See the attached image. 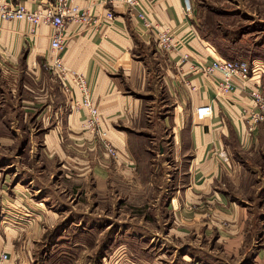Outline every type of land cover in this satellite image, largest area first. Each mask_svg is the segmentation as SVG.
I'll use <instances>...</instances> for the list:
<instances>
[{
	"label": "crops",
	"instance_id": "1",
	"mask_svg": "<svg viewBox=\"0 0 264 264\" xmlns=\"http://www.w3.org/2000/svg\"><path fill=\"white\" fill-rule=\"evenodd\" d=\"M4 2L29 10L43 5V0H0ZM73 4L86 19L66 22L62 73L48 68L50 25L32 30L24 21L0 20V77L25 73L20 76L25 93L31 91L23 80L28 76L43 90L52 82L53 91L32 101L46 102L38 115L46 129V147L61 154L80 151L77 168L90 174L100 192L109 195L117 188L120 195L118 189L128 180L136 196L151 197L156 230L168 229L167 235L153 233V244H182L186 262L214 264V247L206 246L221 243L236 251L246 245L244 253L235 254L245 257L250 251L248 264H264V217L258 230L252 215L264 213V123L249 132L241 118L252 106L250 88L259 85L264 91L263 60L255 63L245 88L218 95L219 73L195 67H205L210 53L222 50L184 13V0H139L137 10L109 0ZM138 11L152 28L142 23ZM159 31H168L169 50L158 45ZM72 73L84 76L89 86L98 108L96 123L89 125L88 111L76 105L78 90L66 92L60 86ZM18 98L23 101L22 93ZM29 107L21 104L22 113ZM206 108L210 113L202 116ZM103 140L116 156L105 151ZM4 224L12 226L6 220ZM211 232L214 236H205ZM4 235L0 253L10 257L5 264H28L30 254L21 253L18 261ZM76 243L85 245L80 240L71 246ZM164 255L156 254L149 264H166ZM81 259L75 256L74 264Z\"/></svg>",
	"mask_w": 264,
	"mask_h": 264
},
{
	"label": "rangeland",
	"instance_id": "2",
	"mask_svg": "<svg viewBox=\"0 0 264 264\" xmlns=\"http://www.w3.org/2000/svg\"><path fill=\"white\" fill-rule=\"evenodd\" d=\"M190 3L194 23L222 50L219 56L247 61L250 72L258 59L264 62V0ZM15 74L0 77V234H6L16 259L28 253V264H74V257L80 254L78 264H149L156 254H166V264H194L182 257V244H153V233L167 235L168 229L156 230L151 197L136 196V188L128 180L118 189L120 195L114 191L117 188L109 195L100 192L90 174L77 168L75 157L80 151L61 154L51 145L46 147V129L38 116L43 111L40 105L46 102L33 100L44 99L53 91L52 82L43 90L40 82L28 76L23 80L31 91L25 93L20 81L25 73ZM21 93L23 101L18 98ZM21 104L30 106L24 109L28 113H22ZM155 151L152 149V155ZM252 215L259 230L264 213ZM158 216L164 219V214ZM4 220L12 226L4 227ZM80 240L85 245L71 246ZM206 247H214V264L249 262L250 251L245 257L235 254L244 253L246 245L238 246L237 251L235 246L221 243Z\"/></svg>",
	"mask_w": 264,
	"mask_h": 264
},
{
	"label": "built area",
	"instance_id": "3",
	"mask_svg": "<svg viewBox=\"0 0 264 264\" xmlns=\"http://www.w3.org/2000/svg\"><path fill=\"white\" fill-rule=\"evenodd\" d=\"M118 1L128 6L129 9L137 10L139 0H109ZM184 13L191 14L190 0H184ZM108 19L111 15L108 14ZM138 17L142 23L152 28V23L146 18L145 13L138 11ZM86 19V15L81 14L79 8L73 4V0H43V5L33 10H29L22 5H10L7 2L0 4V20H19L24 21L30 25V29L34 30L41 24H48L52 27L53 33L50 40L51 62L48 68L56 73H62L64 68L62 66L61 52L64 46V30L66 22L72 19ZM158 45L165 50L172 47L171 37L168 31H159ZM211 61L205 67H195L197 71L205 73H219V79L216 83L218 95H224L234 90L235 88H245L252 75L250 72L249 63L242 59H226L219 56L217 53H210ZM62 87L66 92L72 91L75 87L81 95V100L76 105L85 108L88 111V124L91 125L98 121V108L94 103L89 86L81 74L72 73L71 78L62 80ZM249 95L251 96L252 106L241 112V118L247 124V130L251 132L253 128L259 124L264 123V92L259 85H254L250 88ZM202 116L210 113V108H206ZM103 147L105 151L111 156H116L115 149L109 142L103 140ZM224 156L223 153H220ZM10 257L7 252L0 253V264H5Z\"/></svg>",
	"mask_w": 264,
	"mask_h": 264
}]
</instances>
